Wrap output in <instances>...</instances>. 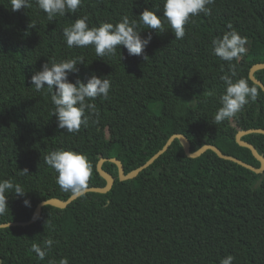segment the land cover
<instances>
[{
	"label": "trees",
	"instance_id": "trees-1",
	"mask_svg": "<svg viewBox=\"0 0 264 264\" xmlns=\"http://www.w3.org/2000/svg\"><path fill=\"white\" fill-rule=\"evenodd\" d=\"M31 2L30 8L12 11L9 0H0V180L11 179L26 191L7 194L9 211L0 223L29 220L41 200L73 194L61 190L57 173L44 162L57 149L87 156L88 187L106 184L97 170L101 157L119 159L128 173L174 133L188 138L191 151L213 144L260 165L235 135L264 128V92L234 118L214 124L225 89L220 77L230 69L213 54L211 41L230 31L229 23L247 37V53L233 61V79L255 84L249 69L264 62V0H215L210 14L191 17L183 39L176 40L167 24L163 32L143 29L141 37L151 40L141 56L121 46L115 57L103 58L92 46L69 49L63 28L82 15L89 27L125 15L138 20L146 8L163 18L164 0H83L77 13L52 21ZM32 22L35 27H29ZM76 56L85 62L77 63L69 81L86 83L95 74L109 79L111 88L107 100L91 101L95 113L87 126L68 133L57 127L50 95L36 92L31 76L46 62ZM254 76L264 84V68ZM208 91L214 95L206 97ZM242 139L264 156L263 133ZM102 167L114 178L109 191L87 192L65 208L45 205L35 222L0 228L3 264H59L63 257L69 264H220L228 255L232 264H264V171L255 173L212 150L187 157L177 139L132 179L121 181L111 161ZM24 169L27 175L20 174ZM49 237L54 244L40 261L31 244L43 245Z\"/></svg>",
	"mask_w": 264,
	"mask_h": 264
},
{
	"label": "clouds",
	"instance_id": "clouds-1",
	"mask_svg": "<svg viewBox=\"0 0 264 264\" xmlns=\"http://www.w3.org/2000/svg\"><path fill=\"white\" fill-rule=\"evenodd\" d=\"M12 11L32 7L31 0H9ZM40 10L47 14V19L52 21L56 16L75 14L82 6L83 0H35ZM215 0H164L163 18L151 9H145L138 15V20L122 16L116 23L103 22L99 26L89 27L88 16H79L73 24L63 28V38L69 49L94 47L97 57H115L117 49L123 46L130 56H141L151 36L142 38L143 29H154L163 32L167 24L175 35L176 40L185 36V25L191 17L200 13L210 14L208 7ZM29 27H35L32 22ZM230 31H225L222 36L214 37L211 41L213 54L229 64V73L221 75L225 89L219 97L220 107L213 117V123L221 124L226 119L234 118L250 102H255L264 87L251 85L245 78L233 79L236 76V67L233 61L239 62L247 53V37L239 34L229 23ZM147 56H144V59ZM122 58V57H120ZM78 62H85L83 56H76L60 61L46 62L42 70L36 71L31 76V84L36 92H45L50 95L53 105L52 115L58 120V128L65 129L68 133H77L81 126H87L89 117L95 113L94 101L97 97L107 100L111 88V81L93 74L85 83L80 79L75 82L68 80V74L76 71ZM212 91L205 93L206 97L213 96ZM98 115V114H97ZM44 162L56 173V183L65 192L85 195L88 181L92 174V165L83 153L70 149L53 150L44 156ZM27 169L21 170V175H27ZM14 192L25 195L24 187L11 179L0 180V216L8 211L7 194ZM28 205L29 201H24ZM54 244L49 237L43 240V245L33 242L31 251L36 258L43 261ZM234 257L228 255L220 260V264H232ZM0 264L3 261L0 260ZM49 264H55L49 261ZM59 264H69L68 258L63 257Z\"/></svg>",
	"mask_w": 264,
	"mask_h": 264
},
{
	"label": "water",
	"instance_id": "water-1",
	"mask_svg": "<svg viewBox=\"0 0 264 264\" xmlns=\"http://www.w3.org/2000/svg\"><path fill=\"white\" fill-rule=\"evenodd\" d=\"M264 68V62H257L253 64L250 69H249V78L257 85L260 87H264V84L262 81H260L258 78L254 76V72ZM264 92V91H263ZM249 133H263L264 134V128H248V129H239L235 135L236 142L244 147H247L248 149L251 150L253 156L259 161L260 165L258 167L247 163L235 156L225 154L223 153L217 146L213 144H204L198 149L191 151L190 150V142L188 138L181 133H174L172 134L166 143L163 145L161 149H159L155 154H153L145 163L142 165L138 166L134 170L125 173L122 162L117 159V158H106V157H101L98 162H97V170L99 174L106 180L105 186L99 187V186H89L87 189V192H98V193H105L109 191L112 188V185L114 183V178L112 174H110L108 171H106L103 167L102 164L104 161H111L117 165L118 168V176L121 181L123 180H128L136 177L140 171H142L144 168L148 167L151 165L162 153H164L170 144L173 142V140L177 139L179 143L181 144L184 154H186L187 157L190 158H195L200 156L203 152L206 150H212L214 151L220 158L226 159L233 161L247 169H250L251 171L255 173H262L264 171V156L261 155L255 146L251 144L250 142L242 139L244 135L249 134ZM86 192V193H87ZM81 196L78 193H73L71 194L68 198L66 199H60L57 197H50L44 200H41L36 207L34 208V211L32 213V216L29 220H22V221H9V222H3L0 223V228H5V227H10V226H26L29 225L33 222H35L41 213L42 207L45 205H52L56 206L59 208H65L68 204H70L72 201H74L76 198Z\"/></svg>",
	"mask_w": 264,
	"mask_h": 264
}]
</instances>
